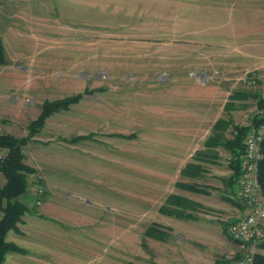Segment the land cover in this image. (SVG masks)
I'll use <instances>...</instances> for the list:
<instances>
[{
	"label": "rangeland",
	"instance_id": "rangeland-1",
	"mask_svg": "<svg viewBox=\"0 0 264 264\" xmlns=\"http://www.w3.org/2000/svg\"><path fill=\"white\" fill-rule=\"evenodd\" d=\"M181 5L0 0V131L26 137L47 100L81 96L23 146L36 169L20 197L30 211L7 236L22 251L4 264H232L259 250L260 237L244 245L224 231L247 212L240 189L230 198L177 182L219 120L233 139L232 125H251L258 113L264 11H250L239 34L250 50L242 58L238 41L212 42L215 27L201 31L192 4ZM170 194L201 203L197 218L162 213ZM152 224L166 241L146 235Z\"/></svg>",
	"mask_w": 264,
	"mask_h": 264
},
{
	"label": "trees",
	"instance_id": "trees-1",
	"mask_svg": "<svg viewBox=\"0 0 264 264\" xmlns=\"http://www.w3.org/2000/svg\"><path fill=\"white\" fill-rule=\"evenodd\" d=\"M6 61V51L0 38V64L6 63ZM80 99L81 96L76 95L64 97L59 100H47L42 106V112L38 118L30 124V133L26 137L21 138L0 131V148H6L8 150L7 154L0 158V172L5 178L4 184L0 186V264L5 263L9 253L22 251L18 245L8 241L7 236L10 231H20L19 224L22 223L25 214L30 211L29 207L20 197L28 190V175L34 173L36 169L25 162L23 146L45 125L47 118L55 113L69 110L70 106L78 103ZM257 104L259 111L253 118L251 125H232L236 132L233 139L227 138L223 133L230 124L229 121L224 119L216 123V128L207 139L208 146H217L221 144L230 149L233 153V157L230 160L233 175L227 180L230 187L235 183L240 184L245 161V138L248 132L251 127L257 126L264 121V98L260 97ZM79 138L81 137H78V139ZM262 152L263 158L259 162L258 171L261 191L264 196V140L262 142ZM199 171H201L199 166L188 164L182 169L181 176H189L191 178L198 177L200 176ZM177 186L193 192H202L201 188L193 181L184 182L181 180L177 182ZM200 208H203L201 203L178 194H170L161 206L160 211L169 216L188 220L196 219L197 216L195 215V211ZM233 223V221L225 223L224 226V231L230 235L231 238L233 236L230 233L229 227ZM145 233L147 236L160 241H166L169 236V233L158 224L150 225ZM258 247L259 250L254 253L253 264H264V239L261 240ZM233 260L235 261L236 259ZM224 262L226 261H220L218 264H224Z\"/></svg>",
	"mask_w": 264,
	"mask_h": 264
},
{
	"label": "crops",
	"instance_id": "crops-1",
	"mask_svg": "<svg viewBox=\"0 0 264 264\" xmlns=\"http://www.w3.org/2000/svg\"><path fill=\"white\" fill-rule=\"evenodd\" d=\"M165 1H168V3L171 2V0ZM178 2L179 4H182L180 7H178L181 9L182 7L187 8V5L192 4L189 7H193L194 10V15L192 16L194 24L198 26L201 31H203L206 26L211 27V29L215 27L216 31H211L209 34L210 40H212V42L238 41L237 43H239L240 52H242L239 54V56H241L242 58H248V52H250V50L248 47L242 44L245 42H242L243 40L240 37L244 30V27L252 22L249 19L250 11H264V0H178ZM198 12L199 15H197ZM181 14L182 13L178 14V17L180 19L183 18ZM255 17H253V20L257 19ZM210 135H208V137ZM208 137L200 146L194 147V152L191 153L192 160L187 161L180 168V177L182 179H179V181H193L201 188L202 194H209V191L212 190V192H221L218 194V196L230 197L229 195L232 196L239 191L240 185L238 183H235L232 187H230L227 183L228 178L233 175V169L226 161H222V155L224 153H228L227 159L231 160L233 157V153L230 149L221 144L217 146H208ZM188 164L199 166L201 169V171H199L200 176H196L194 178H191L189 176L182 177L181 171ZM225 164H227L228 166L226 167ZM221 167H225L224 170H219V168ZM223 171L225 172L221 174ZM206 180L210 181L206 183ZM211 181L219 182L221 183V185H219V183H211ZM203 191H205L206 193H203ZM236 217L237 220L240 219V215Z\"/></svg>",
	"mask_w": 264,
	"mask_h": 264
},
{
	"label": "built area",
	"instance_id": "built-area-1",
	"mask_svg": "<svg viewBox=\"0 0 264 264\" xmlns=\"http://www.w3.org/2000/svg\"><path fill=\"white\" fill-rule=\"evenodd\" d=\"M264 98V95H263ZM264 121L253 127L245 138V161L240 178V195L247 207L243 218L231 224L229 230L234 239L243 244L249 243L254 236L264 239V198L259 182V162L263 158ZM254 253L243 259H236L232 264H253Z\"/></svg>",
	"mask_w": 264,
	"mask_h": 264
}]
</instances>
